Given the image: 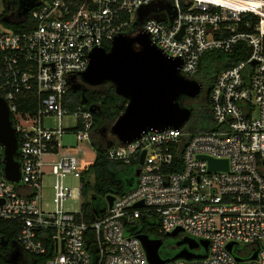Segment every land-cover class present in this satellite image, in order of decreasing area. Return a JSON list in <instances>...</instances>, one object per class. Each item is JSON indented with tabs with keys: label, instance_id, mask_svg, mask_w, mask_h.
<instances>
[{
	"label": "built area",
	"instance_id": "2783aa9c",
	"mask_svg": "<svg viewBox=\"0 0 264 264\" xmlns=\"http://www.w3.org/2000/svg\"><path fill=\"white\" fill-rule=\"evenodd\" d=\"M13 1L19 4L15 11ZM157 1L51 0L37 5L35 0H8L12 12L6 15L5 0H0V99L17 135L20 168V181L12 184L0 147V220L20 222L22 252L49 255L43 264H150L139 236L164 243L177 230L178 242H208L207 257L166 264H264V176L259 170L264 166V0ZM154 2L157 11L135 26L137 12ZM249 15L258 22L248 20ZM27 17L34 23L27 32L17 33L4 22L20 24ZM142 32L167 56L181 60V75L189 79L209 51L231 53L244 42L251 56L217 75L206 130L189 133L183 126L148 132L108 149V159L137 164L140 174L132 191L116 196L110 208L105 200V214L100 210L89 223L82 211L85 183L79 188L80 212L64 210L74 197L64 178L84 179L90 167L86 148H66L62 140L74 133L77 143L92 149L94 128V112L84 106L72 109L69 93L88 70L94 50L109 51L117 36ZM65 116L76 119L74 129L63 127ZM45 117H57L59 127L46 129ZM200 157L227 161L228 168L210 171ZM46 176L55 179L52 211L44 208ZM146 226L155 230L153 235L145 233ZM241 244L252 249L243 252ZM256 251L257 259L250 260ZM192 252L205 254L203 249Z\"/></svg>",
	"mask_w": 264,
	"mask_h": 264
},
{
	"label": "water",
	"instance_id": "95a60500",
	"mask_svg": "<svg viewBox=\"0 0 264 264\" xmlns=\"http://www.w3.org/2000/svg\"><path fill=\"white\" fill-rule=\"evenodd\" d=\"M159 4L162 0L157 1ZM154 2L151 6L143 7L137 12L135 26H141L144 19L157 11ZM168 11L171 9L169 6ZM26 13V11H25ZM175 14L172 15L171 21ZM5 23H9L6 18ZM178 36V39L182 36ZM255 64V63H253ZM182 61L167 56L151 41L150 36L142 32L137 37L127 35L117 36L109 51L96 49L90 55L88 70L81 74L84 84L92 87L102 86L106 83L114 85L117 96L128 101L124 113L111 126L110 134L121 145L130 144L148 132H163L169 129H180L188 123L192 110L181 105L180 99L187 97L197 98L203 86L194 79L181 75ZM78 92V88H72ZM90 111L95 112L94 108ZM0 147L3 150L4 173L6 179L12 184L20 181V168L16 161L18 141L7 105L0 99ZM113 145H109V148ZM143 153L140 165L143 164ZM209 163V170H227V161H216L204 157ZM140 170L136 172L138 177ZM116 196L106 198L109 208ZM106 208L100 214H105ZM96 212L97 215H99ZM181 230H177L167 237H177ZM150 264H166L178 259H205L209 243L202 241L196 243L185 239L176 244L182 248L174 257L163 259L160 250L164 243L161 240H151L148 236H139ZM233 244L228 246L232 251ZM204 250L205 254H196L192 251ZM256 251L250 260H256Z\"/></svg>",
	"mask_w": 264,
	"mask_h": 264
},
{
	"label": "trees",
	"instance_id": "16d2710c",
	"mask_svg": "<svg viewBox=\"0 0 264 264\" xmlns=\"http://www.w3.org/2000/svg\"><path fill=\"white\" fill-rule=\"evenodd\" d=\"M46 1L51 0H35V4L40 5ZM84 1L77 0L79 3ZM4 4L6 6V15H9L12 10H16V6L13 3L11 10V7L8 6V0H5ZM248 20L256 23L258 22V17L249 15ZM5 25L17 33L27 32L34 27V23L29 20V17H27L24 23H5ZM250 56L251 50L244 42L239 43L231 53L213 50L203 55L199 63L198 72L193 79L203 87H206L208 94L199 104H195L192 107V116L189 121L200 129L198 131L206 130L211 124L210 92L217 75L224 70L234 67L239 62L248 60ZM69 94L72 98V109L80 106H84L86 109H95L93 113L94 128L91 134V146L96 154V159L86 173L83 193L84 202L82 206L85 220L93 223L95 222L94 214L106 207L105 200L107 196H123L132 191L137 185V164L126 166L121 162L108 159L109 145L116 146L118 143L112 135L107 138L104 137V131H109V128L124 113L128 101L125 98L117 96L114 91V85L110 83L102 85L98 89L87 91L83 97L74 94L72 91ZM180 103L183 107L187 108L185 102L183 103L180 100ZM98 203L101 206H97ZM144 231L151 235L155 232L152 227L148 226H146ZM19 233V221L0 220V264L45 263L49 255L28 256L22 252L18 243ZM164 240L166 241V237ZM177 243L178 239L176 240ZM174 254L175 252H162V256L168 258L173 257Z\"/></svg>",
	"mask_w": 264,
	"mask_h": 264
},
{
	"label": "rangeland",
	"instance_id": "374dc122",
	"mask_svg": "<svg viewBox=\"0 0 264 264\" xmlns=\"http://www.w3.org/2000/svg\"><path fill=\"white\" fill-rule=\"evenodd\" d=\"M13 5L16 6V9H18L19 4L17 2L13 1ZM16 20L18 19L17 18L12 19V21H16ZM249 73H250V70H247V74ZM203 88H204V93H205L207 91L206 87H203ZM200 102H198V104ZM43 124L46 129H57L59 127V120L57 119V117H45L43 120ZM76 124H77V121L73 116H65L63 119V127L65 129H74ZM184 128L189 133L200 130L196 126H194L192 122L186 123ZM62 144L66 148H70V147L77 148L78 145L83 149L86 148L84 150L86 154L85 155L86 163H88L89 167L94 163L96 159L95 152L92 149H89L85 143L84 144L77 143L76 135L74 133L66 134L62 140ZM259 170H260V173L264 176V166L263 165L260 166ZM54 181L55 179L52 176H46L44 178V185H43L42 193H43L44 208L45 210H48V211H52L54 208L53 203H52V199L54 196V192H53ZM63 181L66 186L70 187L74 191V197L65 202L64 210L69 213L78 214L81 208L79 188L82 183H85L86 177H84V179H80V178H76L74 175H67ZM97 206H101V205L98 203ZM179 238L180 236L175 237V238L166 237L163 251L170 252V253L175 252L177 248L176 240ZM240 246L244 249L243 252H249L252 249L250 246H246L244 244H241Z\"/></svg>",
	"mask_w": 264,
	"mask_h": 264
},
{
	"label": "flooded vegetation",
	"instance_id": "af4514ba",
	"mask_svg": "<svg viewBox=\"0 0 264 264\" xmlns=\"http://www.w3.org/2000/svg\"><path fill=\"white\" fill-rule=\"evenodd\" d=\"M75 83L73 84L72 88H78V92L74 93L73 90L71 89V91L78 95V96H84V94L87 92V91H90V90H95V89H98L100 86H96V87H92V86H89L87 84H84L81 77L79 78H76ZM108 84V83H106ZM111 84V83H110ZM105 85V84H104ZM207 90V89H206ZM208 94V90L204 93V88L202 89L200 95L195 98V99H191V98H187V97H182L180 100L183 101V103L185 102L186 103V106L187 108H190L192 110V107L195 105V104H198V102L202 101L204 99V97ZM110 129L109 128V131H104V137L107 138L109 137L111 134H110ZM165 241V240H164ZM165 243V242H164ZM180 248L177 247L175 251L179 250ZM161 252H163V250L161 249Z\"/></svg>",
	"mask_w": 264,
	"mask_h": 264
},
{
	"label": "bare ground",
	"instance_id": "6f19581e",
	"mask_svg": "<svg viewBox=\"0 0 264 264\" xmlns=\"http://www.w3.org/2000/svg\"><path fill=\"white\" fill-rule=\"evenodd\" d=\"M219 1H221V2H233V3H235L234 1H229V0H219Z\"/></svg>",
	"mask_w": 264,
	"mask_h": 264
}]
</instances>
